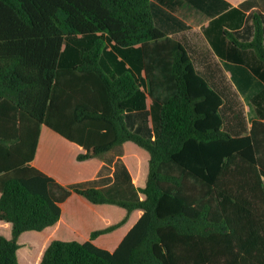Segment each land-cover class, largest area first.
<instances>
[{
	"label": "trees",
	"instance_id": "1",
	"mask_svg": "<svg viewBox=\"0 0 264 264\" xmlns=\"http://www.w3.org/2000/svg\"><path fill=\"white\" fill-rule=\"evenodd\" d=\"M226 35L264 63L257 17L252 41ZM97 36L141 46L145 93L160 108L153 140L127 128L124 107L137 108L141 85L129 73L108 76L105 40L90 42ZM65 43L78 64L60 65ZM222 105L181 43L157 28L150 0H0V221L12 225L10 239L0 236V264H19V237L56 225L73 194L127 215L88 241L53 240L36 264H264V123L234 137ZM43 125L85 150L79 162L111 155L106 177L66 186L34 166ZM126 142L149 153L144 187L121 160ZM135 210L143 214L115 251L93 242Z\"/></svg>",
	"mask_w": 264,
	"mask_h": 264
},
{
	"label": "crops",
	"instance_id": "2",
	"mask_svg": "<svg viewBox=\"0 0 264 264\" xmlns=\"http://www.w3.org/2000/svg\"><path fill=\"white\" fill-rule=\"evenodd\" d=\"M150 2L153 20L157 28L167 37L181 43L191 58L195 70L222 97L223 105L221 111L225 109L229 119V123L225 126L227 131L237 133V136L234 137H245L250 134L254 122L259 121L264 123V63L257 58L253 50L237 48L226 35V33H230L241 42L252 41L255 34V18L257 17L262 25L264 38V0H150ZM99 38L104 39L106 44L100 58L101 68L112 79L123 73H131L141 85V91L145 92V69L144 59L141 55V46L119 48L114 42L108 40L106 36H97L90 42H94ZM67 44L63 45L60 65H76L80 62L78 50L70 43ZM135 104L137 108L134 104H127L124 107V117L126 125L129 121L134 127V131L137 132L140 131L141 125L144 124V122L141 124L138 115L141 113L146 114V112L152 113V109L154 111H159V109L155 107L156 105H154L149 97L146 100V104L148 105L146 112L138 109V101ZM146 123L151 129L153 126L151 118L149 120L146 119ZM44 136L57 139L64 146L72 148L76 151V157L85 152L82 147L68 141L43 125L41 127L37 153L32 162L40 170L55 177L66 186L77 182L106 177V174L99 176V172L103 166L107 165V158L111 155L89 159L95 162L91 173L81 179L67 182L63 179L60 172L58 173L48 167L44 160L42 162L38 161L39 154L47 143V140L44 141ZM154 138L153 136L152 140ZM128 143L130 142H126L123 145L121 160L131 175L132 183L136 187H140L138 185L142 181H145L143 183L145 186L147 179L145 176L142 177L138 171V165L142 164L145 158H141L133 170L127 162L125 154ZM147 155H149L148 152L145 156ZM116 160H114L112 166H109L111 171H109L108 175L110 176L113 175L115 170L114 165ZM145 168L146 173H148L147 165H145ZM67 202L63 204L62 216L59 222L54 225L55 228L62 225L71 228V225L66 221L64 211ZM96 206L106 208L114 205L102 204ZM142 214V210L133 211L128 216L124 225L113 232L98 237L93 242L108 251H115ZM126 215L125 211V216L118 222L124 219ZM105 222L106 226L104 228L113 225L110 218L106 217ZM92 232L87 231L82 235V240L77 241L85 242L90 240ZM25 233L18 239L20 246ZM0 236H4L7 239L12 237L11 223L0 221Z\"/></svg>",
	"mask_w": 264,
	"mask_h": 264
},
{
	"label": "rangeland",
	"instance_id": "3",
	"mask_svg": "<svg viewBox=\"0 0 264 264\" xmlns=\"http://www.w3.org/2000/svg\"><path fill=\"white\" fill-rule=\"evenodd\" d=\"M82 48V47H81ZM131 74V73H130ZM134 77V75L131 74ZM135 78V77H134ZM136 79V78H135ZM139 100L142 102V106L140 104L139 110L146 112L148 110V105L146 104V100L148 96L143 92L139 94ZM138 100V101H139ZM130 103V102H129ZM157 109H160L158 105L155 106ZM158 112L157 110L152 109V113L140 114L139 121L141 124L140 131L135 132L134 127L128 121L127 128L137 133L138 135L152 140V137H156L158 133ZM221 117L224 121L223 129L228 132L230 135L237 136V133H232L227 131L226 124L229 123L228 115L226 110H222L220 112ZM149 116V117H148ZM152 120V128L150 129L149 125L146 123V119ZM154 132V134H153ZM47 143L45 150L42 153V160L47 164L48 167L53 169L54 171L60 172L63 176V179L67 182H73L77 179H81L83 177L88 176L93 169L95 162L91 160H86L83 162H79L76 157V151L72 148L64 146L57 139L52 137L48 138L46 136ZM126 159L131 168L133 170L136 168L138 161L142 158V164L138 165L139 174L146 177V168L148 167L149 155L147 151L139 148L134 143H128L125 150ZM135 173V172H134ZM137 180V178H136ZM145 181H142L138 186L143 187ZM143 197V195H141ZM65 217L68 224L71 225V228L62 225L58 228L55 226L49 227L45 229L44 233L41 232H27L24 234L21 240V247L18 256L19 264H25V258L28 254H34V251L37 249V245L40 241H46L44 246L41 248L39 257L33 258V264H36L37 259L40 260L41 256H43L46 248L53 240L60 241H72V240H82V235L87 231H95L102 229L106 226L105 218H110L112 223L118 222L122 217L125 216V210L119 206H109L106 208H99V206L93 205L89 203L84 198H80L79 196L73 194V196L68 200L67 205L64 207ZM20 258V259H19Z\"/></svg>",
	"mask_w": 264,
	"mask_h": 264
}]
</instances>
